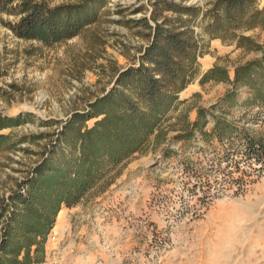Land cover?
<instances>
[{
    "label": "rangeland",
    "instance_id": "374dc122",
    "mask_svg": "<svg viewBox=\"0 0 264 264\" xmlns=\"http://www.w3.org/2000/svg\"><path fill=\"white\" fill-rule=\"evenodd\" d=\"M36 1L55 7L83 0ZM151 1L107 0L97 23L52 46L17 38L7 26L17 19L1 16L0 114L29 112L34 119L15 134L53 133L110 89L120 70L137 64L146 31L132 28L130 21L150 17ZM177 2L204 5L206 0ZM242 35L264 44V29ZM202 38L207 53L199 59L201 74L217 64L233 74L236 66L259 57L230 42ZM230 88L202 86L199 78L189 85L180 95L186 102L166 125V142L135 154L81 203L60 212L45 264H264V170L251 171L246 160L238 161L240 171L232 172L244 179L240 189L211 169L215 156L200 142L183 150L173 141L183 115L194 122L199 108L216 104ZM48 121L58 124L44 126ZM166 150L173 155L167 158ZM40 151L39 145L24 143L0 155V205L18 189Z\"/></svg>",
    "mask_w": 264,
    "mask_h": 264
},
{
    "label": "trees",
    "instance_id": "16d2710c",
    "mask_svg": "<svg viewBox=\"0 0 264 264\" xmlns=\"http://www.w3.org/2000/svg\"><path fill=\"white\" fill-rule=\"evenodd\" d=\"M150 3V17L130 21L132 28L146 31L142 36L147 43L137 64L120 70L113 86L87 108L71 113L53 133L22 137L14 130L34 121L33 115L0 114V155L24 143L41 149L18 189L0 205V264H45L60 212L81 203L135 154L166 142V125L186 102L180 95L197 78L202 86L226 83L231 88L216 104L199 108L194 122L183 115V126L173 141L183 150L200 142L203 151L211 150L215 156L211 169L240 189L244 179L233 178L232 172L238 161L246 160L251 171L264 170V44L242 35L264 29L260 0ZM106 4L107 0H83L51 7L36 0H0V17L17 19L7 24L17 38L52 46L97 23ZM203 36L257 52L259 57L236 66L233 76L218 64L202 75L199 59L207 53ZM57 124L44 122L50 127ZM173 153L167 151L166 157Z\"/></svg>",
    "mask_w": 264,
    "mask_h": 264
},
{
    "label": "crops",
    "instance_id": "0c3cea01",
    "mask_svg": "<svg viewBox=\"0 0 264 264\" xmlns=\"http://www.w3.org/2000/svg\"><path fill=\"white\" fill-rule=\"evenodd\" d=\"M210 68H212V67H210ZM210 68H209V69H210ZM207 70H208V69H207ZM207 70H206V71H207ZM206 71H204V72L202 73V75H203ZM231 76H233V74H231Z\"/></svg>",
    "mask_w": 264,
    "mask_h": 264
}]
</instances>
